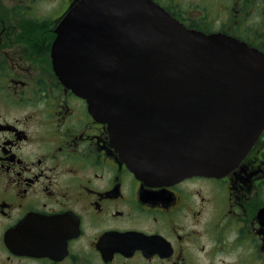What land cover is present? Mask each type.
I'll list each match as a JSON object with an SVG mask.
<instances>
[{
	"label": "flooded vegetation",
	"instance_id": "flooded-vegetation-1",
	"mask_svg": "<svg viewBox=\"0 0 264 264\" xmlns=\"http://www.w3.org/2000/svg\"><path fill=\"white\" fill-rule=\"evenodd\" d=\"M77 1L0 0V264H264V129L224 175L139 178L55 68ZM155 1L264 52V0Z\"/></svg>",
	"mask_w": 264,
	"mask_h": 264
},
{
	"label": "water",
	"instance_id": "water-1",
	"mask_svg": "<svg viewBox=\"0 0 264 264\" xmlns=\"http://www.w3.org/2000/svg\"><path fill=\"white\" fill-rule=\"evenodd\" d=\"M55 68L147 181L221 176L264 128V52L189 28L154 0H80Z\"/></svg>",
	"mask_w": 264,
	"mask_h": 264
},
{
	"label": "rangeland",
	"instance_id": "rangeland-1",
	"mask_svg": "<svg viewBox=\"0 0 264 264\" xmlns=\"http://www.w3.org/2000/svg\"><path fill=\"white\" fill-rule=\"evenodd\" d=\"M183 4H188V3H192V8L196 9V8H204L207 7V0H182ZM194 2V3H193Z\"/></svg>",
	"mask_w": 264,
	"mask_h": 264
}]
</instances>
